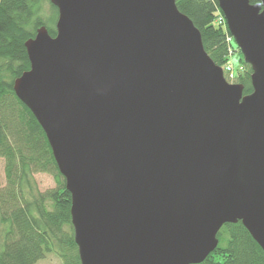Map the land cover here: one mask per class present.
<instances>
[{"label":"water","instance_id":"water-1","mask_svg":"<svg viewBox=\"0 0 264 264\" xmlns=\"http://www.w3.org/2000/svg\"><path fill=\"white\" fill-rule=\"evenodd\" d=\"M17 96L72 195L82 264H199L226 223L264 250V0H218L252 68L229 83L176 0H51Z\"/></svg>","mask_w":264,"mask_h":264},{"label":"trees","instance_id":"trees-1","mask_svg":"<svg viewBox=\"0 0 264 264\" xmlns=\"http://www.w3.org/2000/svg\"><path fill=\"white\" fill-rule=\"evenodd\" d=\"M176 3L201 31L205 50L214 62L225 65L230 46H237L229 40L228 27L216 21L218 0ZM58 17L59 9L51 0H0V156L5 157L7 175L6 186L0 188V264H36L52 251L63 264H82L66 178L46 132L14 89L15 80L31 66L26 42L42 26L55 36ZM240 60L237 81L247 94L253 90L252 68L243 57ZM35 171L53 174L56 186L40 192L33 180ZM218 238V246L199 264H264L263 248L241 220L224 224Z\"/></svg>","mask_w":264,"mask_h":264},{"label":"rangeland","instance_id":"rangeland-1","mask_svg":"<svg viewBox=\"0 0 264 264\" xmlns=\"http://www.w3.org/2000/svg\"><path fill=\"white\" fill-rule=\"evenodd\" d=\"M48 9V6L46 7ZM235 44V41H234ZM235 46H237L235 44ZM242 53L239 50L235 51L232 56V63L234 64L235 72L241 67L242 62ZM33 180L35 185L40 190V192L45 193L51 188H54L57 184L56 178L53 174L45 171H35L33 172ZM7 184V175H6V160L5 157L0 156V188H4ZM2 212L0 208V213ZM3 226L0 225V242L2 241L1 230ZM36 264H63L62 259L55 252L48 253L44 258L40 259Z\"/></svg>","mask_w":264,"mask_h":264},{"label":"built area","instance_id":"built-area-1","mask_svg":"<svg viewBox=\"0 0 264 264\" xmlns=\"http://www.w3.org/2000/svg\"><path fill=\"white\" fill-rule=\"evenodd\" d=\"M216 21H217V23H222V24L226 23L224 14L220 10L218 11V14H217V17H216ZM229 40H231V37H229ZM233 53H234V49L232 48V46H230L229 57H231ZM223 69H224L225 76L228 79V81L235 82L236 72H235L233 63L229 60L224 65Z\"/></svg>","mask_w":264,"mask_h":264}]
</instances>
